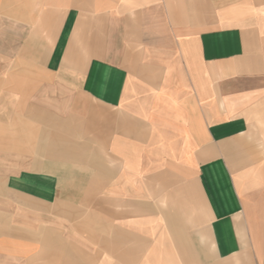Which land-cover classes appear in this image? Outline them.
<instances>
[{
    "label": "crops",
    "instance_id": "1",
    "mask_svg": "<svg viewBox=\"0 0 264 264\" xmlns=\"http://www.w3.org/2000/svg\"><path fill=\"white\" fill-rule=\"evenodd\" d=\"M0 264H264V0H0Z\"/></svg>",
    "mask_w": 264,
    "mask_h": 264
}]
</instances>
